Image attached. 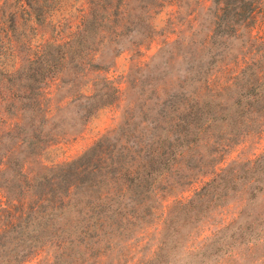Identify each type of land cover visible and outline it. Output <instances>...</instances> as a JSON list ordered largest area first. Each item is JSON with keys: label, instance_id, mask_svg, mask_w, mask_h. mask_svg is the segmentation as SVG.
Listing matches in <instances>:
<instances>
[{"label": "trees", "instance_id": "16d2710c", "mask_svg": "<svg viewBox=\"0 0 264 264\" xmlns=\"http://www.w3.org/2000/svg\"><path fill=\"white\" fill-rule=\"evenodd\" d=\"M76 1L0 0V264H78L94 244L165 205L167 173L185 153L198 144L221 151L264 126V29L255 20L261 3L210 0V28L193 42L191 89L161 99L166 111L158 108L152 133L142 137L132 125L109 141V131L75 156L33 170L28 159L54 137L46 126L51 86H75V97L90 100L85 117L111 104L119 84L96 58L160 5L147 0L135 13L129 0ZM254 42L263 46L246 48ZM213 153L208 178L192 195L234 173ZM190 197L175 205L191 206Z\"/></svg>", "mask_w": 264, "mask_h": 264}, {"label": "rangeland", "instance_id": "374dc122", "mask_svg": "<svg viewBox=\"0 0 264 264\" xmlns=\"http://www.w3.org/2000/svg\"><path fill=\"white\" fill-rule=\"evenodd\" d=\"M146 1L129 0V4L134 8ZM259 1L255 20L264 29V0ZM158 2L144 26L123 34L96 58L119 84L120 92L111 104L85 117L90 100L75 97V86L66 82L51 86L52 113L46 126L54 137L41 156L28 159L29 167L39 170L40 164L73 157L109 131L113 141L132 125L146 137L159 119L158 108L166 111L167 99L191 89L196 63L193 42L210 28L213 4L210 0ZM133 10L139 12L137 7ZM165 36L171 39L169 44L163 43ZM230 40L238 50L239 41ZM262 46L254 42L246 48L255 51ZM236 140L221 151L198 144L185 153L167 173L172 185L163 193L165 205L142 212L143 221L94 244L91 255L80 256L78 264H264V126L242 132ZM209 153L234 173L227 172L220 187L192 195L191 188L208 178ZM188 196L191 206L175 205Z\"/></svg>", "mask_w": 264, "mask_h": 264}]
</instances>
